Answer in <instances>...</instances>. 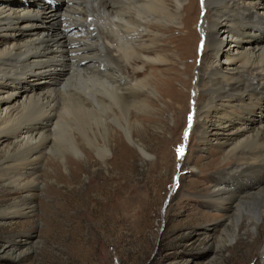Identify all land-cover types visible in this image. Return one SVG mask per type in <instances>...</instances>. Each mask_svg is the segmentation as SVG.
Listing matches in <instances>:
<instances>
[{"label":"rangeland","instance_id":"374dc122","mask_svg":"<svg viewBox=\"0 0 264 264\" xmlns=\"http://www.w3.org/2000/svg\"><path fill=\"white\" fill-rule=\"evenodd\" d=\"M9 1L16 7L44 2ZM52 3L56 11H64L63 0ZM203 5L201 0L196 4L200 9L196 14L183 12L187 29L170 25L168 32L163 23L155 30L165 38L183 39L144 43L158 45L171 61L149 65L148 73L140 76L148 75L156 105L130 110L133 142L124 131L123 116L106 114L104 122L99 115L78 110L66 114L70 104L61 102V117L52 131L55 145L46 163L37 160L20 186L0 182V264H264V192L233 212L226 211L230 205L211 194L215 181L228 174V164L235 161L215 143H202L193 131L202 101L197 84L205 53L200 30L206 14ZM38 22L39 30H45V23ZM99 23H104L102 18ZM186 30L185 50L193 55L175 47L185 42ZM227 35L222 32L220 39L226 42ZM218 62L226 64L223 57L214 65ZM189 66L192 70L185 71ZM164 78H171V86L162 82ZM72 80L80 79L72 77L68 84ZM44 81L41 86L50 85ZM159 88L184 105L183 112L166 108L167 99H158ZM194 100L196 108L191 106ZM222 109L212 110L211 116L226 115ZM253 119L252 124L264 123V104ZM87 133L99 151L80 139ZM120 136L124 150L118 147ZM72 137L89 158L74 153ZM4 147L0 146V164L15 150L10 143ZM68 158L82 166L71 170L65 165ZM47 162L59 165L58 175ZM235 230L240 233L236 240Z\"/></svg>","mask_w":264,"mask_h":264},{"label":"bare ground","instance_id":"6f19581e","mask_svg":"<svg viewBox=\"0 0 264 264\" xmlns=\"http://www.w3.org/2000/svg\"><path fill=\"white\" fill-rule=\"evenodd\" d=\"M63 1L65 9L58 12L52 0L36 7H16L12 1L0 0V146L10 143L15 149L0 164L1 183L20 186L37 160L46 163V155L55 145L52 131L58 126L62 101L70 104L66 114L78 110L99 115L104 122L106 114L109 118L123 116L124 131L133 142L129 127L134 114L130 110L150 109L156 103L150 98L156 94L148 75L140 76L148 73L149 65L171 61L158 45L144 43L165 38L155 31L163 23L167 24L163 30L171 32L172 26L182 25L183 12L189 9L196 14L200 10L196 9L200 0L188 4V0ZM201 1V11L206 13L200 27L205 53L197 84L202 101L198 107L195 100L191 104L197 107L199 119L193 131L202 143H215L235 161L228 164L231 171L215 181L211 194L227 202L230 206L225 210L233 212L264 192V123L252 124L264 104V0ZM101 18L104 23H99ZM38 21L45 23V30H39L42 25ZM182 26L187 29L186 24ZM224 31L229 34L226 42L220 39ZM187 34L186 30L185 42L175 45L181 52ZM171 37L165 38L171 44L183 39ZM185 52L193 55L192 50ZM222 57L226 64L214 65L215 59ZM61 70L63 75L58 72ZM190 70L191 66L185 69ZM72 77L80 80L68 84ZM42 80L50 85L41 86ZM171 81L162 80L169 86ZM159 89L158 99H167L166 108L183 112L184 105L169 98L164 88ZM221 108L226 115L211 116L212 110ZM121 138L117 137L118 147L124 150ZM71 139L74 153L89 158V152ZM80 139L100 150L89 133ZM48 164L58 175L59 165ZM65 165L76 171L82 163L68 158ZM239 235L235 230L233 239ZM262 250L264 262V247Z\"/></svg>","mask_w":264,"mask_h":264},{"label":"snow or ice","instance_id":"6c2138e0","mask_svg":"<svg viewBox=\"0 0 264 264\" xmlns=\"http://www.w3.org/2000/svg\"><path fill=\"white\" fill-rule=\"evenodd\" d=\"M190 119H191V117H190ZM181 154H182V150H181Z\"/></svg>","mask_w":264,"mask_h":264}]
</instances>
